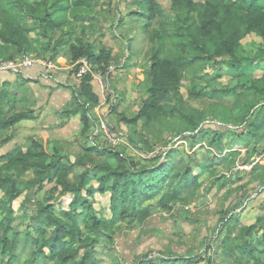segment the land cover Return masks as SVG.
Listing matches in <instances>:
<instances>
[{"label":"trees","instance_id":"1","mask_svg":"<svg viewBox=\"0 0 264 264\" xmlns=\"http://www.w3.org/2000/svg\"><path fill=\"white\" fill-rule=\"evenodd\" d=\"M120 1L126 9L117 15L112 31L126 55L122 63L93 39L94 27L101 29L97 15L104 13L100 0H0V65L35 52L42 53L34 55L43 61L55 63L64 53L70 64L84 59L94 74L107 78L113 64L122 69L133 66L130 62L140 52L145 60L144 97L138 111L118 116L126 127L139 128L126 139L145 158L130 157L127 148L118 150L106 141L90 114L99 103L91 74L78 78L72 89L75 106L61 112L68 119L79 117L83 136L79 154L67 155L60 146L48 149L34 140L25 151L17 148L0 156V264H101V250L113 255L121 226L133 230L156 210L171 213L178 204L176 211L183 213L198 198L200 178L209 169L203 159L234 172L237 161L247 166L264 155V51L247 54L241 43L254 35L264 48V0H169L168 9L157 0ZM97 34L103 36L100 30ZM255 68L261 72L259 79L253 77ZM21 70L8 71L17 75L12 89V83L0 85V149L10 141L2 133L34 113L15 111ZM224 75L235 86H213L208 91L199 80L207 76L217 82ZM22 80L29 84L31 79ZM228 95L235 97L231 109L216 104L215 109L204 110L190 104ZM217 115L220 128H208L207 122H214ZM99 135L109 147L96 143ZM175 139L191 152L183 154L185 145L173 148ZM164 143L169 148L151 156L156 145ZM259 162L250 174L259 173L264 182V165ZM23 193L19 208L27 225L19 232L13 226L12 204ZM41 193L45 197L40 201ZM95 195H108L107 216L95 209ZM231 215L226 210L218 220L220 264H264V213L249 226ZM217 260L218 253L213 252L205 261ZM154 261L136 258L135 264ZM158 261L172 264L160 257Z\"/></svg>","mask_w":264,"mask_h":264},{"label":"rangeland","instance_id":"2","mask_svg":"<svg viewBox=\"0 0 264 264\" xmlns=\"http://www.w3.org/2000/svg\"><path fill=\"white\" fill-rule=\"evenodd\" d=\"M157 2L164 9H168L170 5L169 0H157ZM100 4L101 10L104 12L97 15L101 29H98V25L94 27L93 34L95 35H93V39L111 49L114 56H119V63H122L126 55L122 54V43L113 37L112 27L115 24L117 15L126 9V5L120 0H100ZM97 30H100L103 36L98 35ZM76 35L79 36V32H76ZM241 43L247 54L255 56L259 50L262 51L263 49L264 51L262 41L254 35L246 36ZM34 54L40 55L42 53L35 52L31 57L43 61ZM130 63L133 66L125 69L117 68L120 64H113L107 78L94 74L96 80L91 85L99 99V103L96 108L90 111V114L99 125V130H104L103 134L106 141L105 131L108 135H112L116 140H119L115 149L124 151L127 148L126 153L128 156L145 158L143 152L134 149L126 139V135L130 136L138 132L139 128L126 127L118 119L120 114L125 116L135 115L140 106V101L144 97L145 70L143 68L145 60L142 52L134 57ZM55 64L58 67V70H55L57 72H50L45 69L38 71L37 68L21 70L17 85L19 93L17 98L20 102L16 103L15 111L32 110L34 113L30 115L31 119L24 120L2 133L1 137L3 139L8 137L10 141L0 149V156L17 148L25 151L34 140L47 146L48 149H53L55 145L60 146L59 149L67 155L76 156L80 153L83 136L79 131V117L68 119L61 116L64 108L75 106L72 102V89H76L78 78L75 73H69L71 64L64 53L57 56ZM34 71H37L39 75L35 76ZM14 72L17 73L18 71ZM206 73L212 74V70L207 68ZM5 74L11 75L12 73L1 72L0 77ZM24 74L28 75L27 79H32L33 83H23L22 78H25V76L22 75ZM253 77L255 79L261 77L259 69H254ZM199 80L203 85L209 86L208 91H211L210 87L213 86H235V82L231 81L227 75H224L217 82L211 81L207 76H201ZM12 87L13 84H11V89ZM181 92L184 99H186L185 89L183 88ZM236 92H241V89ZM190 104L204 110L215 109L216 104L231 109L235 106V97L232 95L221 96L214 100L204 98L200 102H190ZM113 105L116 107L115 112L111 111ZM218 123L220 122L217 115L214 116V122H207L206 126L217 130L220 128ZM93 131L92 129L90 133ZM96 139H98L96 143L100 146L109 147L102 135H99ZM174 143L173 148L177 147V149H181L185 145L178 139H175ZM187 146L185 145L183 154L191 152ZM166 148H169L166 143L161 146L156 145L151 156L163 153ZM198 149L199 146L194 148V150ZM244 152L242 150L241 155L244 156ZM202 162L206 163L209 169L200 178L202 187L198 198L191 202L183 213L176 211L180 206L178 204L171 213L156 210L144 225L133 230L121 226V230L115 236L113 255L108 256L106 255L107 250H101L103 252L100 255L102 258L101 264H135L136 258L146 259V257L147 260L155 259L154 264H158L159 257L160 259L170 260L172 264H185L184 262L178 263L177 259L191 260L188 264H207L205 260L208 257H213V252L218 253V260L215 263H221L219 240L215 239L220 216L228 210L232 213L231 216L240 218L241 225L249 226L255 222L258 215L264 213V182L261 180L259 173L256 175L250 174L251 167L257 162L264 165V155L255 159V161L252 159L250 165L247 166L240 164V160L237 161L234 172L239 174L235 175H233L234 172L226 170L224 166L216 167L214 162L211 163L206 159H203ZM108 163L112 162L108 160ZM193 168L197 174H200L197 167L193 166ZM28 177L27 175L25 179H28ZM215 180L218 183L212 185ZM220 184L224 186L220 187ZM49 187L47 186V188ZM1 197L2 194L0 193V199ZM24 197L25 193L21 194L12 204V208L16 213L13 226L19 232L26 229L27 225V222L25 223L21 218L22 211L19 208ZM44 197L45 195L41 193L39 195L40 201ZM69 198V196L63 198L65 204L69 202ZM108 205V195L94 196L95 209L104 212L106 216ZM2 217L3 214H0V219Z\"/></svg>","mask_w":264,"mask_h":264},{"label":"built area","instance_id":"3","mask_svg":"<svg viewBox=\"0 0 264 264\" xmlns=\"http://www.w3.org/2000/svg\"><path fill=\"white\" fill-rule=\"evenodd\" d=\"M36 66H40L43 69H46L48 71H55L58 70V67L47 61H40L33 59L31 56H25L21 59H16L15 61L12 62H7L4 64L0 65V73L1 72H8V71H19L21 69H31ZM79 67L78 71L75 73L76 77L79 78L82 75L85 74H91L93 76V80H96V77H94L93 72L90 69V66L88 62L84 59H80L76 61L74 64L69 66V69H73L75 67ZM66 71V70H65ZM98 76H100L98 74ZM106 137H107V142L111 144L112 146L118 145V140H116L112 135H108L105 131Z\"/></svg>","mask_w":264,"mask_h":264},{"label":"crops","instance_id":"4","mask_svg":"<svg viewBox=\"0 0 264 264\" xmlns=\"http://www.w3.org/2000/svg\"><path fill=\"white\" fill-rule=\"evenodd\" d=\"M38 69V71L40 70V68H37ZM33 74H35V76H38L39 75V73L37 72V71H34L33 72ZM21 75V74H20ZM22 76H25V78L27 79V77H28V75H22ZM16 75L14 76V74H11V75H7V74H5V75H1V81H0V84L2 83V82H9V83H14L15 82V80H16ZM32 81V82H31ZM30 83H33V80L31 79L30 80ZM68 86V85H67Z\"/></svg>","mask_w":264,"mask_h":264},{"label":"clouds","instance_id":"5","mask_svg":"<svg viewBox=\"0 0 264 264\" xmlns=\"http://www.w3.org/2000/svg\"><path fill=\"white\" fill-rule=\"evenodd\" d=\"M15 61V60H14ZM52 63V62H51ZM53 64H55V63H53ZM56 65V64H55ZM72 65V64H71ZM74 69V68H73ZM46 70V69H45ZM70 70H72V69H70ZM46 71H48V70H46ZM50 72H57V71H50ZM7 73V72H6ZM94 74V73H93ZM94 81V80H93Z\"/></svg>","mask_w":264,"mask_h":264}]
</instances>
